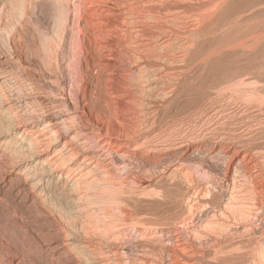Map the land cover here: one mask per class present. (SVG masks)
Segmentation results:
<instances>
[{"label":"bare ground","instance_id":"6f19581e","mask_svg":"<svg viewBox=\"0 0 264 264\" xmlns=\"http://www.w3.org/2000/svg\"><path fill=\"white\" fill-rule=\"evenodd\" d=\"M222 2L0 0V264H228L247 257L229 244L202 249L217 243L231 216L244 219L254 209L230 195L224 219L214 220L205 197L213 184L194 181L186 159L200 138L211 142L209 154L218 147L214 122L204 135L150 141L158 106L176 94L169 78L204 31L198 25ZM228 145H219L228 167L243 164ZM164 156L175 159L149 177L148 166ZM141 161L150 165L138 177L128 166ZM161 181L184 187L185 214L172 226L142 208L162 201Z\"/></svg>","mask_w":264,"mask_h":264},{"label":"rangeland","instance_id":"374dc122","mask_svg":"<svg viewBox=\"0 0 264 264\" xmlns=\"http://www.w3.org/2000/svg\"><path fill=\"white\" fill-rule=\"evenodd\" d=\"M208 19L207 22L204 21L205 23L201 22L203 24L198 25V32L199 29L204 30L201 31L202 34L200 32L202 37L198 33L201 38L195 41L196 44L193 41L190 47L192 49L186 50L189 52L185 51L186 60L184 59V64H182L184 70L181 68L179 72V69H176L172 79L168 80L176 90V94L172 96L168 104L162 106L158 104L160 106H158L157 113L159 122L157 129L151 133L150 141L158 142L161 139L167 141L168 137L169 141L180 133L206 134L214 122L215 132L212 140L219 142L218 147L209 154L211 142H208L205 137V140L200 138L202 147L191 151L190 157L192 153H196L186 159L190 161L187 164L191 169L194 168L193 173L196 174L194 181L199 185L211 182L215 187L205 196L208 201L207 208L214 210V220L224 219V216L219 213L225 208L224 205L231 201L229 200L231 196L246 199L254 209L251 211L252 214L244 219L242 216H231L228 219L229 225L220 233L217 243L204 242L202 249L216 250L219 245H234L233 248H238L241 254L244 252L243 254L247 257L245 259H241L244 258L242 256L237 257L230 261L234 263L228 264H239L240 262H242L240 264H264V0H223L222 4L213 9ZM29 29L33 34L37 33L34 34L35 36L39 34L41 37L39 35L37 37L42 38V33L35 30V27L30 26ZM58 29L57 27L53 31H60L61 27ZM198 36L193 34L191 39L196 40ZM39 38L38 40L41 41ZM41 43L45 45L42 46ZM41 43L39 44L44 49L46 41H41ZM248 44L254 46L251 45L250 48ZM219 145H228L232 149H237V152L240 151L239 153L244 156L245 166L241 163L239 166L240 161L236 160L228 167L227 157ZM164 157V159L157 160L158 164L157 161L151 162L152 167L148 166L150 161L130 162L128 169L140 177L143 176L140 171L141 165L146 166L145 168L148 166L147 175L153 178L158 176L161 168L172 162L170 159H175L170 156ZM164 160H169V162L164 163ZM148 176L145 175V177ZM175 183L174 181L159 182L158 188L164 197L167 194L166 199L161 195L165 200L161 197L162 201L154 202L155 205L148 203L144 205L145 207L142 206L144 209L147 208L146 211L148 210L147 213L150 214L152 221L172 226L175 221L177 223L183 218L185 214L182 203L184 187ZM170 185L173 187L171 188Z\"/></svg>","mask_w":264,"mask_h":264}]
</instances>
